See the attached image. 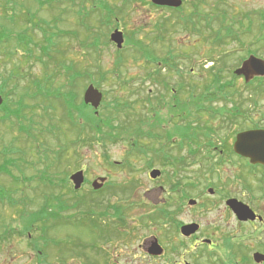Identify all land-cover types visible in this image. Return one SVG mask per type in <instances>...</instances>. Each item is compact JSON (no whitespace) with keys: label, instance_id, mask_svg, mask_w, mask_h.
I'll list each match as a JSON object with an SVG mask.
<instances>
[{"label":"rangeland","instance_id":"obj_1","mask_svg":"<svg viewBox=\"0 0 264 264\" xmlns=\"http://www.w3.org/2000/svg\"><path fill=\"white\" fill-rule=\"evenodd\" d=\"M72 1L23 0V6L19 2V6L15 2L10 6L9 15L6 0L0 2V82L13 84L16 94L9 104L14 108L13 102L23 103L27 109L23 120L13 116L18 125L11 132L2 128L0 176L7 175L1 178L12 188V211L23 210L28 224L30 216L38 215L31 231L36 242L28 244L27 263L16 258L12 264H179L183 260L201 264L205 262L198 253L201 247L188 248L202 238L222 246L214 261L227 258L236 264L245 251L234 250V245L228 250L223 243L238 234L246 237L241 244L249 247L246 255L252 256L256 251L250 247L248 232L252 229H240L229 214L221 212L214 204L216 199L207 193V181L190 188L188 199L182 201L180 191L174 192L172 187L187 173L172 163L183 152L178 151L184 138L182 115L199 112L204 117L202 125L210 126L207 113L218 95L249 99L248 103H258V111L253 109V113H264V92H254L234 73L251 55L264 60V40H259L264 36V0H204L197 30L185 29L178 22L180 16L193 13L196 0H186L192 3H186L183 12L155 8L152 0L128 6L123 0H107L124 8L110 24L103 21L104 12L92 13V2L81 8L83 0ZM223 10L228 19L234 17L241 23L234 24V37L221 44L215 42L216 35L207 29L203 15ZM163 20L168 22V32L159 40ZM115 28L126 38L122 53L110 41ZM142 53L160 58L173 53L175 67L161 72L169 90L151 79L161 64L158 67ZM120 55L124 57L122 67L117 66ZM216 79H220L218 90ZM228 83L232 85L222 90ZM91 84L103 93V102L98 114L90 106L83 109L85 121L66 100L71 101L75 94L76 104L84 106V93ZM161 94L164 103L157 100ZM200 101L204 104L201 111L196 106ZM168 102L177 107H169ZM183 103L189 108L182 111ZM117 107L122 110L113 116V123L119 139L102 145L88 129L96 120L115 114ZM20 122L27 128L18 134ZM83 123L87 135L80 142ZM100 125L108 137L109 128ZM60 151L64 152L61 158ZM165 153L170 157H163ZM4 161L5 169L1 167ZM82 168L90 181L76 193L70 178ZM152 169H160L161 177L152 180ZM96 177L108 181L100 194L90 191ZM203 192L208 197L191 207L188 201L199 200ZM43 207L59 214L56 223H48L46 234L40 229L45 220ZM161 208L172 213L169 222L157 220ZM192 222L201 224L200 232L183 237L181 225ZM154 239L165 250L161 256L147 251ZM38 244L44 250L43 258H37L38 250L33 251ZM174 244L179 247L176 252L185 254L183 259L172 254ZM12 248L22 257V243ZM4 264L11 262L7 259Z\"/></svg>","mask_w":264,"mask_h":264},{"label":"flooded vegetation","instance_id":"obj_2","mask_svg":"<svg viewBox=\"0 0 264 264\" xmlns=\"http://www.w3.org/2000/svg\"><path fill=\"white\" fill-rule=\"evenodd\" d=\"M7 1L11 6L12 4L14 5V2H19L22 6L24 5L23 0ZM0 15H2L1 11ZM2 82H0V97L3 100V103L0 105V134L4 132L2 130L3 127L8 132H11L9 129L18 125L17 120H12L13 116H20L23 120L27 110L23 108V103L19 106L13 102L14 108L11 103L9 104L10 99L16 93L12 89L13 84H10L8 81ZM231 85L228 83L225 87L221 86V89L224 90ZM214 100L215 106L212 111L209 113L205 111L211 117L212 123L210 126L202 125L204 117H201L198 114L199 112L192 113L189 111V113L182 115V119L185 122V125H183L184 138L181 139L179 146H181V151L183 152H181L177 161L180 163V169L184 170L187 174L179 182L181 183L180 187L172 190L174 192L180 191L181 196L185 194L184 201H186L188 199V190H191L190 188L198 187L200 182L207 181V193L209 197L216 199L214 204L221 208V212L224 215L229 214L240 229L244 227L252 229L251 232H248V236H251L250 247L256 251L252 252V256L246 255V248L249 249V247H242L241 243L243 240H246V237L241 234L231 236V241L228 243L225 241L223 246L229 250L234 245V250L236 247H239L245 251L242 255L239 254V259L236 258L238 259L236 260V264H264V260L257 262L254 258L255 254L264 255V240L262 238V234L264 233V164L253 163L249 157L239 154L235 149L240 135L249 131L264 130V113H253V109L258 111V103H248L250 102L249 99L229 98L227 96L222 98L221 95H218ZM170 104L168 102V106L173 108V105ZM201 104L204 105L201 101L200 104L196 105L197 108L200 107V111L202 108ZM253 106L255 107L253 108ZM16 108H19L17 112L14 111ZM186 108H189V104L183 103L180 109L183 111ZM25 128L27 126H24L20 122V132L18 134H21ZM2 140L0 138V149ZM179 163L174 166L179 168ZM6 166L7 162L4 161L1 167L5 169ZM82 170H84L87 178L86 169L82 168ZM3 174L0 176V207L3 205V208L0 209V264L6 263L7 259L12 264L16 258H22L27 263L29 244L28 218L23 210L12 211V195L10 193L12 188L9 187L4 179L7 175ZM97 178L99 177L95 179ZM87 180H90L89 177ZM103 189L104 187L101 190ZM208 195L203 192L199 200L190 199L188 204L194 207L199 201L202 202L203 198L208 197ZM190 201H195L196 203L190 204ZM236 205L247 206L253 211L255 219L241 220L232 208V206ZM180 208L178 207L177 209L180 210ZM170 219L171 217H168V220ZM189 224H197L199 229L196 233L200 232L202 227L198 222L183 224L181 227ZM18 242L22 243V246H25L22 251V257L18 256V253L14 252V248H12ZM172 246L171 248L174 251L172 254H180V258L183 259L185 254L176 252L179 247H176L175 244ZM199 247L201 248L198 250V253L205 258V262L201 264H233L227 258H220L218 261H214L217 259L218 249L222 247L219 242L202 238L201 240H197L188 249L193 250ZM235 253L237 252L235 251ZM186 262L188 261L183 260L179 264H185ZM173 264L178 263L174 262Z\"/></svg>","mask_w":264,"mask_h":264},{"label":"trees","instance_id":"obj_3","mask_svg":"<svg viewBox=\"0 0 264 264\" xmlns=\"http://www.w3.org/2000/svg\"><path fill=\"white\" fill-rule=\"evenodd\" d=\"M70 2H73L72 0H69ZM87 1H90L92 2V13H95L96 11H100V14H102V12H104V15L101 16L103 17V21L110 24V23H113V19H118L119 16L121 15V13L124 11V8L123 9H120L119 7H114L112 5H110L108 3L107 0H83V5L81 6V8H83L85 5V2ZM138 1H143V0H123V3H124V6H128L129 4L131 3H134V2H138ZM198 1L197 3H193L192 6H193V13L189 14V15H184V16H180L178 22H182V27H184L185 29H189V28H192V30H197V27H198V24L199 22L201 21V16L199 11H201V3H204V0H196ZM190 4L192 3V1L190 2H187L186 0H184V4ZM155 8H161V7H157L155 5H153ZM163 9H168V8H163ZM170 11H175V12H183L184 11V6H182L181 8L179 9H168ZM218 11V10H216ZM205 21H206V27L207 29L210 28V30H213V33L214 35H216L214 37V40L216 43H223L225 39L227 38H233L234 37V24L237 23V24H240L241 21H236V19L234 17H230V22H228V14H227V11L226 10H223V11H219L217 13H212V14H206V15H203ZM261 19H262V24H261V28L264 29V12L262 13L261 15ZM169 20V19H168ZM217 22L218 25H217ZM214 24H216L218 27H217V30L214 29ZM166 25H168V22H166V20L162 21L161 24H160V29H162V32H161V35L159 37V40H163L165 36V34L168 32L167 29H166ZM236 38V37H235ZM238 40V38L236 39ZM260 41L264 40V36L261 37V39H259ZM144 54V58L150 60L151 62H156L158 67H159V64H161L162 67H159L158 71H156L153 76H152V80L155 81V83L157 84H162L163 86V89L164 90H169V84H168V81L166 79H162L161 77V72L164 70H167L168 67L170 68H174L175 65H176V62L174 60V55L173 53H170L169 54V57H165V58H160L158 56H155V55H152V53H142ZM124 62V57L120 55V57L118 58V67H122L121 65L123 64ZM169 71H171L169 69ZM215 85H216V89L218 90V86L217 84L220 82V79H216L215 80ZM247 87H252L253 91L257 92H264V78H256L252 83H250L249 85H247ZM212 97H215L213 96L214 94H211ZM210 96V95H209ZM162 100L163 103L165 102L164 99V94H161L159 98H157V100ZM211 99V97H210ZM149 100V102L152 104V100L150 99H147V101ZM160 100V101H161ZM66 102H68V104L73 107L75 110H77L78 112V116L81 118V119H84L85 121L87 119H85L87 117V115L84 114L83 112V109L84 108H87L88 106L84 105H77L76 104V96L74 94V97L72 98L71 101L69 100H66ZM180 106V105H179ZM173 108L175 109V106H173ZM117 110V112H114L115 114L110 113V115L106 116L105 119H101V120H96L95 123L93 124V126H91V128H89L88 130L91 132L93 131L95 134H94V138L101 142L102 143H107V142H114L116 141L117 139H119V137L117 136V130H116V125H114L113 121V116L114 115H118L119 112L122 110L121 108L117 107L115 108ZM82 117H85V118H82ZM100 123L104 124L106 127L109 128L108 132H107V135L108 137H106L104 134H105V131L106 130H103L102 126L100 125ZM85 123H83L82 126H80V129L79 130L80 132V137H79V141L81 142L82 141V137L84 135H87V129L85 128ZM84 127V128H83ZM104 145V144H102ZM178 151L181 152V147L178 148ZM62 153H64L63 151H60L59 153V158H61L60 156H62ZM168 158L170 157V154L168 153H165L163 155V157H167ZM177 163H179L176 160L173 159V163L174 165H176ZM179 168H180V163L178 164ZM178 168V169H179ZM181 185V183H176L173 185L172 189H175V188H179ZM185 194L183 196H181V199L182 201H184L185 199ZM62 208L66 207V208H69V206H66V205H61ZM42 213H43V216L45 217V220H44V224H43V228H42V232H45V234L47 232L50 231V226L48 225V223L50 222H53V223H56L57 222V219L59 218V214L58 213H55L53 214L52 212L49 213L48 212V209L46 207H43L42 209ZM41 214V213H40ZM39 214V216H40ZM171 212L168 211L167 209H159L158 210V213L156 214V216L158 217L157 220L158 221H162V222H168V217H171ZM37 213H35L34 216H30L29 218V224H28V231L31 233V231H33L34 227L37 226ZM174 221V220H173ZM55 226V224L53 225ZM32 234V233H31ZM34 240V239H32ZM32 240H30V242H32ZM37 248V247H35Z\"/></svg>","mask_w":264,"mask_h":264},{"label":"water","instance_id":"obj_4","mask_svg":"<svg viewBox=\"0 0 264 264\" xmlns=\"http://www.w3.org/2000/svg\"><path fill=\"white\" fill-rule=\"evenodd\" d=\"M152 3L157 6L179 8L182 6V0H152ZM111 41L116 44L118 49L123 48L125 43L124 34L120 30H115L111 34ZM237 76H243L245 81L249 83L256 77H264V60L254 55L245 60L240 68L235 71ZM103 100V93L99 91L94 85H89L84 93V103L92 106L95 110L101 106ZM2 98L0 97V105L2 104ZM236 151L239 154L247 156L253 163L264 164V130H254L246 132L239 136L235 146ZM161 176V171L154 169L150 172L152 179H157ZM106 178H100L95 180L92 184L93 188L98 190L103 187L106 182ZM71 181L74 184V188L79 190L85 181L83 171H78L71 176ZM195 201H190V204H195ZM241 220L255 219V215L251 209L247 206H232ZM199 229L197 224L184 225L181 228V233L189 237L195 234ZM147 251L154 256H160L163 254V248L159 244L157 239L150 242ZM254 258L257 262L264 260L263 254H255Z\"/></svg>","mask_w":264,"mask_h":264}]
</instances>
